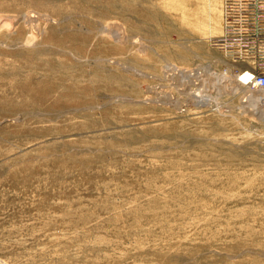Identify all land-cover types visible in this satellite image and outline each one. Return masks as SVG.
<instances>
[{
  "label": "rangeland",
  "instance_id": "rangeland-1",
  "mask_svg": "<svg viewBox=\"0 0 264 264\" xmlns=\"http://www.w3.org/2000/svg\"><path fill=\"white\" fill-rule=\"evenodd\" d=\"M221 4L0 0V264H264V115L220 78Z\"/></svg>",
  "mask_w": 264,
  "mask_h": 264
},
{
  "label": "built area",
  "instance_id": "built-area-1",
  "mask_svg": "<svg viewBox=\"0 0 264 264\" xmlns=\"http://www.w3.org/2000/svg\"><path fill=\"white\" fill-rule=\"evenodd\" d=\"M222 31L209 43L231 61L241 85L264 90V0H222Z\"/></svg>",
  "mask_w": 264,
  "mask_h": 264
},
{
  "label": "bare ground",
  "instance_id": "bare-ground-1",
  "mask_svg": "<svg viewBox=\"0 0 264 264\" xmlns=\"http://www.w3.org/2000/svg\"><path fill=\"white\" fill-rule=\"evenodd\" d=\"M112 29V28H111ZM111 29H109V30H111ZM108 32V31H107ZM116 33H117V31H116ZM115 34V33H114ZM118 34L119 33H117V35L116 36H118ZM112 36V35H111ZM116 36H114V37H116ZM172 70L173 72H175L177 75H181V73H182V70H180L179 68H177V67H175V66H171V67H169V69L168 70ZM184 70H187V69H184ZM171 71V72H172ZM188 71V70H187ZM185 72V71H184ZM175 73H174V75H173V73H172V75H173V77L174 76H177V75H175ZM188 73V72H187ZM183 74V73H182ZM170 75V74H169ZM191 75V74H190ZM193 75V74H192ZM196 76H198V74H196ZM215 76V75H214ZM214 76H211V77H213L214 78ZM191 77V76H190ZM182 78V77H181ZM180 78V79H181ZM185 79H186V77H184ZM195 78V77H194ZM218 78V77H217ZM220 78H226V79H224L225 81H226V83H240L239 81H238V79H237V76L235 75V74H233V75H231V76H226V75H221V77ZM219 78V79H220ZM179 79V80H180ZM174 81H175V79H173ZM179 80L177 81V82H179ZM193 80V79H192ZM221 80V79H220ZM223 80V81H224ZM172 81V80H171ZM183 83H181V84H184V82H185V80L183 81V80H181ZM200 81H202V80H200ZM219 81V80H218ZM176 83V81L174 82V86L176 85L175 84ZM180 83V82H179ZM192 83H193V81H192ZM191 83V84H192ZM223 83V82H222ZM186 84V83H185ZM188 84V83H187ZM190 84V85H191ZM219 84V83H218ZM179 85V84H178ZM235 85V84H234ZM185 86V85H184ZM192 86V85H191ZM176 87V86H175ZM190 87V86H189ZM220 87V86H219ZM227 88H230V84L229 85H227L226 86ZM180 88H182V86L180 87ZM184 88V87H183ZM182 88V89H183ZM235 88H236V86H235ZM235 88H233V89H235ZM186 89V88H185ZM224 89V88H223ZM226 89V88H225ZM232 89V90H233ZM148 90V89H147ZM188 90V89H187ZM199 90V89H198ZM229 90V89H228ZM227 90V91H228ZM256 91V93H257V95H255V93L253 92V91ZM251 91H249V94H250V97L246 100L247 102H248V105L247 106H245L246 107V110H248V111H250V112H252V113H256V114H258L259 116H263L264 115V90H262V89H252ZM197 91V90H196ZM221 91V90H220ZM235 91V90H234ZM234 91H232V92H234ZM237 91V90H236ZM235 91V92H236ZM187 92V91H186ZM231 92V93H232ZM166 93V92H165ZM182 94V93H181ZM181 94H179V95H181ZM185 95H186V93H184ZM183 94V95H184ZM199 94V93H198ZM223 94V93H222ZM178 95V96H179ZM192 95V94H191ZM195 95H197L196 94V92H195ZM248 95V94H247ZM45 96V95H44ZM162 96V95H161ZM187 96V95H186ZM198 96V95H197ZM197 96H194V100H196L197 98H195V97H197ZM200 96H204V94H202V95H200ZM190 97V96H189ZM159 98V97H158ZM168 98H170L169 97V95H168ZM207 98V97H206ZM206 98H205V100H206ZM258 98V99H257ZM43 99V98H42ZM193 99V98H192ZM245 99V98H244ZM184 100V99H183ZM186 100V99H185ZM158 101H159V99H158ZM176 101V100H175ZM178 101V100H177ZM191 101H193V100H191ZM198 102V101H197ZM203 102V101H202ZM205 102V101H204ZM203 102V103H204ZM165 103V102H164ZM175 103V102H174ZM186 103V102H185ZM194 103V102H193ZM192 103V104H193ZM256 103H260L259 105L258 104H256ZM176 104V103H175ZM179 104V103H178ZM206 104V103H205ZM177 105V104H176ZM182 105V104H181ZM244 107V108H245ZM259 116H256V117H259ZM3 139H5V137H3ZM9 179L10 180H13V179H15L14 178V174H10V176H9ZM1 183H5L3 180H0V184Z\"/></svg>",
  "mask_w": 264,
  "mask_h": 264
}]
</instances>
